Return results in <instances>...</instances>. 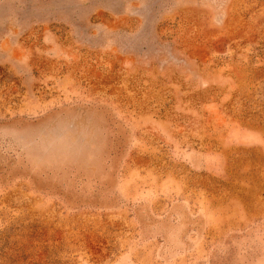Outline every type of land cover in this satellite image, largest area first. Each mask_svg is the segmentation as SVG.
<instances>
[{"label":"rangeland","instance_id":"rangeland-1","mask_svg":"<svg viewBox=\"0 0 264 264\" xmlns=\"http://www.w3.org/2000/svg\"><path fill=\"white\" fill-rule=\"evenodd\" d=\"M0 264H264V0H0Z\"/></svg>","mask_w":264,"mask_h":264},{"label":"clouds","instance_id":"clouds-1","mask_svg":"<svg viewBox=\"0 0 264 264\" xmlns=\"http://www.w3.org/2000/svg\"><path fill=\"white\" fill-rule=\"evenodd\" d=\"M33 147L37 150V151H40V152H45L47 151V148L41 144L40 142H36Z\"/></svg>","mask_w":264,"mask_h":264}]
</instances>
